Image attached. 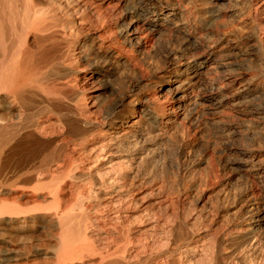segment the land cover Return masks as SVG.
Here are the masks:
<instances>
[{"label":"bare ground","instance_id":"bare-ground-1","mask_svg":"<svg viewBox=\"0 0 264 264\" xmlns=\"http://www.w3.org/2000/svg\"><path fill=\"white\" fill-rule=\"evenodd\" d=\"M0 264H264V0H0Z\"/></svg>","mask_w":264,"mask_h":264},{"label":"rangeland","instance_id":"rangeland-1","mask_svg":"<svg viewBox=\"0 0 264 264\" xmlns=\"http://www.w3.org/2000/svg\"><path fill=\"white\" fill-rule=\"evenodd\" d=\"M202 2H203V0H202ZM204 6V5H203ZM205 7V6H204ZM232 22V23H231ZM240 22V21H239ZM236 24V25H235ZM219 25H222L221 27H219ZM235 26V27H234ZM218 28V29H221V30H223L224 32H227V35H229V36H234V34H236V32H237V34H242V35H244V33L246 32V31H244L245 30V28L244 27H242V25H240V24H238V20L236 19L235 21H234V19L232 20V19H230V18H226V17H219V18H216L215 20H214V28ZM233 27V28H232ZM237 27V28H236ZM244 28V29H243ZM234 29V30H233ZM236 30V31H235ZM234 32L233 33V35H232V32ZM244 31V32H243Z\"/></svg>","mask_w":264,"mask_h":264}]
</instances>
